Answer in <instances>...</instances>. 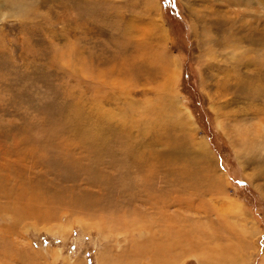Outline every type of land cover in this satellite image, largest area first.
Here are the masks:
<instances>
[{
  "label": "rangeland",
  "instance_id": "rangeland-1",
  "mask_svg": "<svg viewBox=\"0 0 264 264\" xmlns=\"http://www.w3.org/2000/svg\"><path fill=\"white\" fill-rule=\"evenodd\" d=\"M263 162L264 0H0V264H264Z\"/></svg>",
  "mask_w": 264,
  "mask_h": 264
},
{
  "label": "bare ground",
  "instance_id": "bare-ground-1",
  "mask_svg": "<svg viewBox=\"0 0 264 264\" xmlns=\"http://www.w3.org/2000/svg\"><path fill=\"white\" fill-rule=\"evenodd\" d=\"M261 173H264V169L261 170ZM192 231H191L192 233L187 231L184 234L185 237L182 235H177L175 233L168 234L167 240L164 243L162 242V244L159 245L158 250L154 253V259H152L150 263H146V261L144 262V260H141L140 258L139 259H132L131 258L130 260L127 261V264H176L177 260H178V256L173 255L174 250H177V248H178L182 252V251H185V249H187L193 242H197V241L201 242V238L198 236L199 232L197 233V229L196 228L192 229ZM146 243L147 244L149 243L148 246H146L147 245ZM146 243H145L146 245L144 244L146 246L145 248H147V249L150 248L149 247L150 242H146ZM195 247H197V246H194V248ZM203 247H205V246H203ZM205 251H206V249H204V252ZM208 256L213 257L211 259L216 261V262H221V261L223 262L224 261L222 257H217V255L213 254L212 252L209 253ZM167 257H169V258H167ZM214 257L217 259H214ZM106 263H107V261H106ZM123 264H124V262H123Z\"/></svg>",
  "mask_w": 264,
  "mask_h": 264
}]
</instances>
